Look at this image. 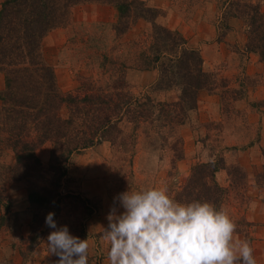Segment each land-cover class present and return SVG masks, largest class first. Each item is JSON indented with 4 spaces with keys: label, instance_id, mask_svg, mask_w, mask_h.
Wrapping results in <instances>:
<instances>
[{
    "label": "rangeland",
    "instance_id": "rangeland-1",
    "mask_svg": "<svg viewBox=\"0 0 264 264\" xmlns=\"http://www.w3.org/2000/svg\"><path fill=\"white\" fill-rule=\"evenodd\" d=\"M144 1L159 14L156 23L181 32L200 50L204 70L217 74L220 80L219 90H202L198 109L174 131L165 128L159 134L161 129L155 124L151 130L143 124L137 131L126 124L119 138L121 145L104 140L74 152L68 162L70 179L64 180L59 190L61 204L42 207L41 212L45 217L53 212L57 228L67 226L71 235L88 239L93 264H110L104 231L110 210L123 211L114 200L118 194L130 186L138 190L166 185L169 194L177 198L197 163L221 158L225 168L218 170L216 179L227 188L223 208L237 224L235 238L249 241L257 264H264V188L256 181L264 166V63L258 54L246 52V27L239 15L228 16L229 25H223L226 0ZM118 18L119 12L112 5L80 4L73 9L68 24L48 32L43 41L44 56L61 90L74 91L82 76L109 78L113 74L102 68L107 62L104 55H115L125 62L126 83L135 94L177 100L178 88L156 86L157 69L136 66L140 53L148 50L153 40L151 20L141 18L127 32L118 33ZM178 138L183 141L182 159H177L174 150ZM39 155L44 164L49 162L50 143ZM0 163L14 165V152L2 153ZM235 169L241 171L232 177L229 173ZM29 187L24 180L6 184L8 199L0 205V217L8 220L0 229V264H57L59 260L49 252L47 237L55 229L46 222L38 227L33 241L28 239L34 226ZM70 193L74 196L69 197ZM87 206L92 213L86 218Z\"/></svg>",
    "mask_w": 264,
    "mask_h": 264
},
{
    "label": "trees",
    "instance_id": "trees-1",
    "mask_svg": "<svg viewBox=\"0 0 264 264\" xmlns=\"http://www.w3.org/2000/svg\"><path fill=\"white\" fill-rule=\"evenodd\" d=\"M92 2L117 8L118 33L127 32L141 18L151 20L153 40L135 64L138 68L157 69L156 86L178 88L177 100L162 101L150 94H135L126 83L125 62L115 55H104L107 62L102 68L113 74L109 78L82 76L74 91L61 90L53 67L45 60L44 38L51 30L68 24L77 5ZM223 9V25H229L228 16L239 15L243 19L245 50L258 54L264 63V0H226ZM158 15L144 0H2L0 72L5 73L6 83L0 92V156L11 150L16 163H0V205L8 199V182L24 180L30 185L29 200L34 208V226L28 238L31 241L46 220L41 208L61 204L59 190L63 181L70 179L68 162L74 152L104 140L121 145L119 138L125 133L126 124L137 131L143 124L147 130L155 124L161 129L159 134L165 128L174 131L186 122L190 112L198 109L202 90H219L220 80L217 74L204 70L200 50L192 47L181 32L156 23ZM48 143L51 156L44 164L39 151ZM177 143L174 150L177 159H182V139L178 138ZM221 168H225L221 158L197 163L176 199L207 200L223 207L227 188L216 179ZM239 171L229 174L237 177ZM256 178L264 188V166ZM58 196L60 199L56 200ZM88 207L86 218L92 213ZM7 220V216L0 217V229ZM89 264H93L90 252Z\"/></svg>",
    "mask_w": 264,
    "mask_h": 264
},
{
    "label": "clouds",
    "instance_id": "clouds-1",
    "mask_svg": "<svg viewBox=\"0 0 264 264\" xmlns=\"http://www.w3.org/2000/svg\"><path fill=\"white\" fill-rule=\"evenodd\" d=\"M123 209L107 215L110 264H257L247 240L235 238L237 224L226 208L207 200L178 201L168 187L147 186L118 194ZM54 213L46 224L57 264H89V241L57 228Z\"/></svg>",
    "mask_w": 264,
    "mask_h": 264
},
{
    "label": "crops",
    "instance_id": "crops-1",
    "mask_svg": "<svg viewBox=\"0 0 264 264\" xmlns=\"http://www.w3.org/2000/svg\"><path fill=\"white\" fill-rule=\"evenodd\" d=\"M1 1H0V3H1ZM5 83H6L5 76H4V74L0 73V91L5 88ZM261 233H262L261 236L264 237V230Z\"/></svg>",
    "mask_w": 264,
    "mask_h": 264
}]
</instances>
